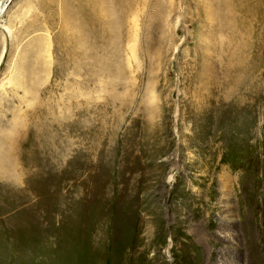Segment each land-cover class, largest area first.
<instances>
[{"label": "rangeland", "instance_id": "obj_1", "mask_svg": "<svg viewBox=\"0 0 264 264\" xmlns=\"http://www.w3.org/2000/svg\"><path fill=\"white\" fill-rule=\"evenodd\" d=\"M96 1L3 13L0 264H264V7L105 0L122 31L82 55Z\"/></svg>", "mask_w": 264, "mask_h": 264}, {"label": "bare ground", "instance_id": "obj_2", "mask_svg": "<svg viewBox=\"0 0 264 264\" xmlns=\"http://www.w3.org/2000/svg\"><path fill=\"white\" fill-rule=\"evenodd\" d=\"M8 1H10V0H0V27L1 28H5L10 33L11 32L10 26H8V24H6V22H5L6 20L2 19L3 13L5 12L6 7H7ZM104 1L105 0L96 1L97 5L99 7L100 15H99V19L96 21V23L93 24L94 26L88 27V31L87 32L84 31V30H82V31H78L77 30V32H75V34H74L76 36L80 35V34H83V35L86 36L87 40H88V38L91 40L89 43L86 42V43L81 44L80 46H77V50H78L77 52L82 54V55H86V54L92 53L94 51H99L100 54H102L104 56L108 55V52L110 51V46H111L110 43H109V37L112 36V34L114 32L116 33L117 31L118 32L122 31V28H123V15L122 14H118L116 9L114 8L115 6L112 7V4H109V6H108L107 5L108 3H105L106 4L105 5ZM121 3L122 2H120V5H117V6H121ZM118 4H119V2H118ZM253 4H254V7L257 8L256 10H258L259 7H264V0H253ZM261 4H263V6H261ZM122 5H124V4H122ZM120 8L122 9V7H120ZM24 12L26 13L27 11H24ZM24 12L23 13L21 12L20 14L17 15V17H19V19H20L19 22H22L23 15L25 16ZM260 16H261V14H260ZM262 18H264V16H262ZM259 21H260V17H259ZM115 23H117L118 26H116L115 28L114 27H110L111 25H113ZM232 26H233V24H232ZM235 28H236V26H235ZM39 41H40V39H39ZM36 42H37V39H36ZM230 44H231V42H230ZM227 46H228V44H227ZM233 47H236V46H233ZM237 48H238V46H237ZM223 49H224V46H223ZM236 50H238V49H236ZM1 56H2V53H1ZM238 57L239 56L237 55L236 51L235 52H231V53H227L226 50L223 51L222 62H223V73H224L223 75H224L225 81H226V78L229 79L230 76L233 77L235 75V73H236L237 68H239L238 67V63L240 64V62L237 59ZM102 60L104 61V59H102ZM103 63H105V61ZM86 65L88 67H90V68L94 67V65L92 63H90V62H86ZM23 76H24L23 73L14 74V75H12V77H10L9 82H12L14 86L16 85V87H21L22 89L25 90V92L27 90L29 92L34 84L33 85L31 84L32 86L30 85L31 87L30 86L28 87V85L30 83L29 84H25L24 81L23 82L19 81L20 79H22ZM30 79L33 80V78H30ZM34 82L36 84L37 80H35ZM227 83H225V84H227ZM28 88H30V89H28ZM18 114L19 113H16L15 115H18ZM10 124H11V122H10ZM12 126H14V127H12ZM15 130H16L15 129V125H11V126H8L7 132L12 133ZM1 138H0V170L1 169L5 170V172H7V174H9L12 171L13 161H12V158L10 157V155H9V150L4 148L5 147L4 146L5 143L2 142Z\"/></svg>", "mask_w": 264, "mask_h": 264}]
</instances>
